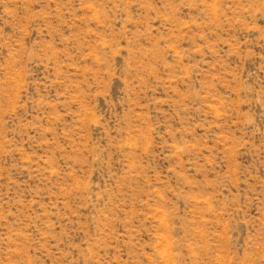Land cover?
Wrapping results in <instances>:
<instances>
[{
    "label": "rangeland",
    "instance_id": "obj_1",
    "mask_svg": "<svg viewBox=\"0 0 264 264\" xmlns=\"http://www.w3.org/2000/svg\"><path fill=\"white\" fill-rule=\"evenodd\" d=\"M0 264H264V0H0Z\"/></svg>",
    "mask_w": 264,
    "mask_h": 264
}]
</instances>
